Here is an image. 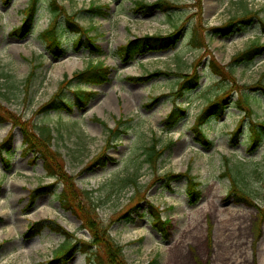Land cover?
I'll list each match as a JSON object with an SVG mask.
<instances>
[{
    "label": "rangeland",
    "instance_id": "374dc122",
    "mask_svg": "<svg viewBox=\"0 0 264 264\" xmlns=\"http://www.w3.org/2000/svg\"><path fill=\"white\" fill-rule=\"evenodd\" d=\"M51 1L39 0L32 32L18 38L11 32L21 24L22 10L29 0H0V106L30 119L36 128H53V147L63 154L65 168L75 176L80 190L88 192L82 199L95 206L102 224L124 246L128 263L264 264V94L247 89L264 73V54L234 67L237 87L220 80L210 65L212 58L228 64L252 41L264 42L256 17L244 30L230 35L212 29L248 10L258 11L264 19V0H168L180 7L166 11L161 6L137 9V0H57L68 13H77L76 19L92 29L90 35H96L102 47L101 53L84 47L76 50L78 34L66 24L62 28L66 52L60 58L54 57L39 37L52 19ZM142 1L153 4L157 0ZM91 3L107 7L100 12L91 9ZM60 21L66 23L64 17ZM175 27L182 28V35L173 49L148 52L129 62L117 53L118 46L130 39L168 34ZM97 60L111 68L106 82L81 84L74 80L65 89L72 111L38 112L64 77H72ZM194 65L202 76L201 85L182 97L174 95L180 82L177 76L163 75L147 82L131 79L157 69L190 72ZM80 84L96 92L83 107L77 104L75 93ZM241 91L250 96L253 113L249 117L235 104ZM225 93L229 96L225 114L213 117L205 126L213 144L197 143L191 130L196 116L210 100ZM157 96L154 105L145 106ZM174 103L188 110L169 131L164 119ZM121 114L131 120L120 127L126 132L114 137L109 128ZM243 115L241 130L234 137L231 132ZM11 129L10 122L0 123V143ZM254 131L259 132L257 145L250 142ZM153 136L158 138L159 147L171 144L156 169L145 162L143 154ZM22 142L21 129L15 128L13 151L0 153V264H50L65 239L49 228L51 221L85 242L66 264H101L95 246L87 244L90 233L82 228L76 214L62 205V183L46 176L42 159L23 151ZM103 151L106 164L90 168L89 160ZM225 156L230 168L226 176ZM189 166L190 174L201 183L202 193L195 204L190 202L185 177L170 185L166 179L168 173H182ZM231 176L250 193L253 203L229 193ZM52 182L51 192H43L34 204L30 202V190ZM156 206L162 220H171L166 226L168 233L155 221ZM127 212L129 216L123 217ZM36 222L41 229L32 236L28 227Z\"/></svg>",
    "mask_w": 264,
    "mask_h": 264
},
{
    "label": "trees",
    "instance_id": "16d2710c",
    "mask_svg": "<svg viewBox=\"0 0 264 264\" xmlns=\"http://www.w3.org/2000/svg\"><path fill=\"white\" fill-rule=\"evenodd\" d=\"M8 3L9 0H6ZM53 19L49 26L40 33V37L46 45L48 51L56 58H60L64 55L65 49L63 47L62 41V23L60 22L61 16L66 18L68 26L74 30L80 31L85 34V40L79 37L75 42L76 49L79 47L86 46L91 48L93 51L102 52L101 46L97 43L96 37L88 34L89 28H85L78 21L75 20L76 14L69 15L64 6H58L57 1L53 0L52 3ZM161 6L163 9H174L180 7L178 4L172 3L168 0H157L154 4H146L142 0L136 2V7L138 9L142 7L154 8ZM60 7V8H59ZM93 7V5L91 6ZM101 8V6H99ZM39 9V0H29L27 7L22 11L24 17L23 22L20 26L13 29L12 34L16 35L18 38L26 37L32 30L33 24L36 18V14ZM102 9V8H101ZM102 12V11H100ZM257 18L261 29L264 31V19L258 15V11H247L244 15L231 18L223 26H218L212 28L216 33H221L222 35H230L234 31H242L252 23L254 18ZM182 35V28H176L174 31L167 35L154 34V35H144L143 37H136L135 39L129 40L127 43L120 45L117 49L118 54L124 62L133 60L137 55H142L148 52H159L165 51L172 47H175ZM193 41L197 42L196 36L193 37ZM264 54V42L260 39L252 41L248 47L244 50L236 53L229 64L222 65L216 60H211V68L213 71L220 76L222 81L236 82L234 77V67L253 62L257 57ZM194 66V70L191 72H173L157 69L152 73H149L146 77L132 78L136 80L149 81L150 79L166 75H178L181 77V82L179 84L178 90L174 93L177 97H182L187 91L193 90L200 85L201 75ZM110 75V68L104 64L103 61H97L96 63H91L84 70L74 72L72 78L65 77L61 82L59 90L53 95V97L39 109V113L48 112L50 110H72L71 104L65 101L64 91L74 80H78L81 83H103L108 80ZM30 78L28 79V81ZM236 87L237 85L234 84ZM240 89V87H238ZM247 89L252 91H262L264 94V73L261 78L253 84L247 85ZM75 93L78 96V105L86 106L89 102L93 92L83 90L81 87L77 88ZM156 98L155 100H157ZM229 99L228 95L224 94L216 100H212L208 105L202 110V112L197 116L195 123L192 127L194 133V138L199 144L210 146L213 141L210 140L205 131V125L209 120L215 116H222L228 107ZM235 104L242 111L251 116L253 109L250 104V96L246 91H241ZM149 106V104H147ZM187 108L182 105H175L171 112L167 115L165 119V125L168 130L174 129L179 121L186 115ZM243 118V117H242ZM11 121L16 127H19L24 135V145L27 151H31L35 156H41L44 160V168L48 176L56 177L63 184V191L61 193V198L63 206L70 209L75 213L82 221L83 227L89 230L92 235V243L96 246L98 257L101 264H130L126 260L124 255V246L118 243L110 234L109 228L103 226V224L98 219V214L94 210L95 206L89 204L87 199H82V195L88 194L80 190L77 186L75 178L72 174L68 173L65 169V162L62 154L52 147L53 128L50 126L42 125L36 128L30 119H24L21 115L8 110L4 106H0V122ZM127 120L123 119V116L116 121V125L113 128H109L110 134L114 137L125 133L126 129L120 128L125 124ZM244 119L238 123L236 128L232 131V135L237 137L241 130V126ZM264 126V123H261ZM258 132L255 131L254 136H252V143H256V136ZM12 139L13 133L11 132L7 139L0 145V149L10 151L12 149ZM171 144L159 147V140L154 136L153 143L150 146L145 147L143 154L146 156L145 162L149 163L153 169H156V164L158 159L164 154L166 149ZM90 168L94 165H105L106 155L105 151L94 157L89 162ZM226 169L227 172L224 175H228L230 172L229 168V158L226 157ZM181 177H186L187 179V192L192 204L196 203L201 196L200 185L195 176L190 174V166L184 173H168L167 174V184L170 181L178 179ZM135 185L137 181L132 179ZM53 185L40 186L30 192L31 203H34L38 195L42 192L49 191ZM230 194L237 197V199L253 203L250 197V193L243 188L241 184L238 183L237 178L231 176V190ZM87 198V197H86ZM88 204H86V202ZM94 205V204H93ZM134 206V209H137ZM158 209V207H157ZM159 210V209H158ZM129 216V212L123 215V217ZM155 221L162 224L161 230L164 233H168L166 225L170 224V220H161L159 216V211L155 216ZM53 231L61 233L66 236V242L55 252L50 263H57L67 261L71 258L73 253L78 249V243L72 241L73 235L68 232L63 227L56 225L54 222L50 224ZM210 230V229H209ZM34 226L31 227V232L34 233ZM80 243V242H79ZM97 255V254H96Z\"/></svg>",
    "mask_w": 264,
    "mask_h": 264
},
{
    "label": "bare ground",
    "instance_id": "6f19581e",
    "mask_svg": "<svg viewBox=\"0 0 264 264\" xmlns=\"http://www.w3.org/2000/svg\"><path fill=\"white\" fill-rule=\"evenodd\" d=\"M264 262V261H263Z\"/></svg>",
    "mask_w": 264,
    "mask_h": 264
}]
</instances>
